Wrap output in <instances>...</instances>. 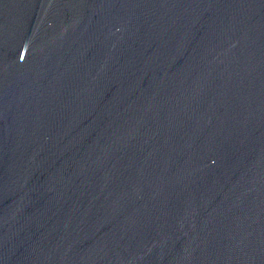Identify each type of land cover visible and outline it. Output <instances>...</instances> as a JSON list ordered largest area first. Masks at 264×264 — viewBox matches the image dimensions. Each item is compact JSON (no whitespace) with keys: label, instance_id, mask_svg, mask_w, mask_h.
I'll use <instances>...</instances> for the list:
<instances>
[{"label":"water","instance_id":"water-1","mask_svg":"<svg viewBox=\"0 0 264 264\" xmlns=\"http://www.w3.org/2000/svg\"><path fill=\"white\" fill-rule=\"evenodd\" d=\"M0 264H264V0H0Z\"/></svg>","mask_w":264,"mask_h":264}]
</instances>
